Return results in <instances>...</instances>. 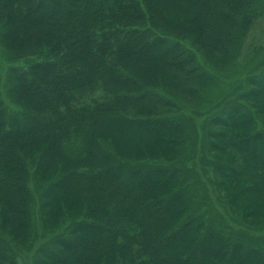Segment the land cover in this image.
I'll return each mask as SVG.
<instances>
[{
	"label": "trees",
	"instance_id": "16d2710c",
	"mask_svg": "<svg viewBox=\"0 0 264 264\" xmlns=\"http://www.w3.org/2000/svg\"><path fill=\"white\" fill-rule=\"evenodd\" d=\"M255 2L0 0V46L9 54H0V264H20L35 246L32 178L44 231H61L38 245L31 264H264L249 230L214 217L200 178L165 165L187 135L167 91L196 92L190 72L205 76L196 54L164 35L225 62L241 50ZM125 125L141 127L146 140L138 134L122 150ZM207 139L208 152L219 151L208 160L217 190L252 225V179L264 177L255 142L264 133L232 104L210 120ZM77 179L84 183L73 189Z\"/></svg>",
	"mask_w": 264,
	"mask_h": 264
},
{
	"label": "rangeland",
	"instance_id": "374dc122",
	"mask_svg": "<svg viewBox=\"0 0 264 264\" xmlns=\"http://www.w3.org/2000/svg\"><path fill=\"white\" fill-rule=\"evenodd\" d=\"M255 1V5L253 6L255 10L252 17V28L241 50H237L235 54L236 58L235 55L233 57L229 56V60L217 63L214 58L205 55L206 53L203 57L201 55L202 53L197 49V46L189 38L184 39L182 35H178L177 33L164 35L165 39L174 41L185 47L188 51H192L191 53H195L196 58L199 59L197 60L199 64L198 68L203 71L205 76V78L201 79L199 72H190V75L196 74L197 76L196 81L189 83V86L192 87L191 90H195L194 87L199 88L196 92L184 93L180 89L177 91H167L170 95L169 97L175 103L169 113L175 114L177 119L185 122L187 135L185 139L182 138L180 141L181 151L179 154L172 162L165 165H168V168L181 172L186 177L188 175H194L200 178L207 188L206 195L210 197L214 217L222 219L226 223V228L233 232L239 233L242 229L249 230V234L252 236L253 248L260 249L259 251L264 253V211L260 210V208H264V177L262 179H252V225H250L232 213L227 200L217 190L214 170L210 168L208 160L212 163L215 162L214 157L217 156L219 151L214 149L210 154L207 148L209 122L213 117L224 111L227 105L233 104L238 107L247 108L252 113L255 131L257 133H264V83L261 84V89L256 88L255 85H250V80L256 79L257 81H262L264 79V0ZM150 28L151 32L155 34L156 32L159 34L163 32L165 34L163 30L156 29L152 26ZM159 36L163 37L162 35ZM0 54L3 55L4 60L9 55L1 46ZM248 88H252V94H254L252 101L244 100V97L240 96V91L244 90L245 92ZM125 126L131 136L127 140L119 136L117 142L122 150L123 146L129 145L128 142L132 143L133 138L138 134L140 135L138 137L139 139H145L141 127L135 125H130L131 127ZM244 128L248 129L249 127L246 125ZM255 143L261 145L262 152L257 155V161H262L264 159V141L260 140ZM55 174L56 171L54 173L52 172L48 179H51ZM83 183L84 180L77 179L73 184V189H79V185ZM29 187L31 191H34H32V210L38 233L33 241L35 246L23 250L24 254L22 252L21 255L24 258H20V264H31V257L34 255L38 245H41L47 239L54 236V234L60 233L61 231L56 233H47L44 231L42 227V194L39 193L34 178L30 180ZM66 189L67 187L65 190L57 191L56 201L64 200L67 193ZM225 190L230 191V188H226ZM243 203L246 204L247 202L243 201ZM83 209L84 206L78 204L74 211L77 212L78 210L82 212ZM176 219H178L177 216L171 222L173 223Z\"/></svg>",
	"mask_w": 264,
	"mask_h": 264
}]
</instances>
